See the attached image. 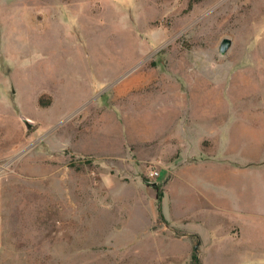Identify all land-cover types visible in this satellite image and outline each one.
<instances>
[{"label": "rangeland", "instance_id": "obj_1", "mask_svg": "<svg viewBox=\"0 0 264 264\" xmlns=\"http://www.w3.org/2000/svg\"><path fill=\"white\" fill-rule=\"evenodd\" d=\"M0 264H264V0H0Z\"/></svg>", "mask_w": 264, "mask_h": 264}, {"label": "water", "instance_id": "obj_2", "mask_svg": "<svg viewBox=\"0 0 264 264\" xmlns=\"http://www.w3.org/2000/svg\"><path fill=\"white\" fill-rule=\"evenodd\" d=\"M231 43H232V40L228 35H222L217 44V51L221 54L225 53L231 46ZM19 115L25 127L29 128L30 125L32 124V120L28 118L27 116H25L24 114L20 113ZM156 183H157L156 180L150 182L151 185H155Z\"/></svg>", "mask_w": 264, "mask_h": 264}, {"label": "built area", "instance_id": "obj_3", "mask_svg": "<svg viewBox=\"0 0 264 264\" xmlns=\"http://www.w3.org/2000/svg\"><path fill=\"white\" fill-rule=\"evenodd\" d=\"M159 174V171L157 168L155 167H150L146 173L147 177L150 179H155L157 177V175Z\"/></svg>", "mask_w": 264, "mask_h": 264}, {"label": "crops", "instance_id": "obj_4", "mask_svg": "<svg viewBox=\"0 0 264 264\" xmlns=\"http://www.w3.org/2000/svg\"><path fill=\"white\" fill-rule=\"evenodd\" d=\"M163 109H164V113H165L166 112L165 111L166 110V106L165 105L163 106ZM160 129L162 130V132L165 131V129H166L165 125L162 126V128H160ZM163 138L165 139V136Z\"/></svg>", "mask_w": 264, "mask_h": 264}]
</instances>
